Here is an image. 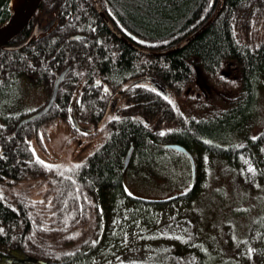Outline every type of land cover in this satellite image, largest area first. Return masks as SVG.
<instances>
[{
    "label": "trees",
    "instance_id": "1",
    "mask_svg": "<svg viewBox=\"0 0 264 264\" xmlns=\"http://www.w3.org/2000/svg\"><path fill=\"white\" fill-rule=\"evenodd\" d=\"M100 3L132 34L134 48L114 38L100 22L95 8L87 21L78 13L75 19H68L70 28L54 25L42 36L43 40L32 42L38 43L40 58L37 71H33L36 76L42 74L46 78L52 64L54 68L69 65L70 71L51 109L23 126L19 139L15 134L12 140L4 141L3 147L0 144V264L8 259H16L19 264H39V261L116 264L124 240L152 225L157 212L170 208L176 200L187 203L183 212L190 215L195 230L190 240L174 243L173 259L191 256L192 264H240L229 253L216 219L211 217L209 221L199 216L201 223H197L193 213L199 211L195 206L200 196L197 152H213L218 158L229 159L236 157L234 150L240 141L257 147L264 140V132L262 139L258 136L251 139L245 134L261 111L264 96V0H100ZM8 4L9 0H0V26L10 17ZM218 6L216 18L194 36L209 22ZM102 17L107 20L106 13ZM89 21L99 25L102 46L95 44L85 49L81 45L84 40L67 39L74 31L83 30L81 25ZM136 46L151 52L179 49L164 56H145ZM26 50L30 52L29 47ZM12 59L13 53L0 51V75L7 71L14 74V60L2 63ZM47 59L53 60L45 63ZM31 74L30 70L21 71L22 76L34 77ZM98 77L111 89H119L135 77H144L145 81L155 78L168 86L169 99L165 100L147 83L148 89L129 90L124 100L127 109L119 117L103 122L97 132L86 135L98 138L99 144L83 163L65 164L69 162L50 159L43 144L48 141L47 132L62 133L58 123L65 120L71 96L83 91L86 78L93 81ZM41 81L38 79L36 83ZM6 85L4 77L0 78L3 100L10 99V88L4 90ZM190 91L193 98L186 95ZM100 99L99 103L86 97L72 104L68 115L96 126L106 98L101 95ZM5 106L0 100V109ZM94 106L95 114L86 113ZM5 113H0V121L12 122L16 114ZM0 132L7 130L2 131L0 126ZM2 136L0 133V140ZM26 139L34 140L33 150ZM165 143L179 144L195 158L192 185L183 193L161 200L127 194L122 175L124 171L130 172V168L147 167L156 173L150 164L166 169L168 161L174 163L169 174L176 175L179 165L176 159L182 157L191 174L187 156L165 149ZM131 146L130 162L124 168ZM190 174L186 182L190 181ZM260 213L259 216L263 215ZM133 241L138 240L132 238ZM112 253L116 255L111 258Z\"/></svg>",
    "mask_w": 264,
    "mask_h": 264
},
{
    "label": "rangeland",
    "instance_id": "2",
    "mask_svg": "<svg viewBox=\"0 0 264 264\" xmlns=\"http://www.w3.org/2000/svg\"><path fill=\"white\" fill-rule=\"evenodd\" d=\"M44 1L42 0L41 3H44L43 9L46 10L48 2ZM65 22L66 25L69 23L68 20ZM207 24L205 23L195 32L194 36L198 35L199 31L202 32L209 25ZM132 40L135 39L131 37L130 41L132 42ZM139 48L136 50L145 56H164L173 50L179 49V47H173L166 52H151L143 47ZM50 68L52 69V65ZM9 72L11 71L4 73V85L8 82L4 90L10 88V99H0L6 105L5 109L9 110L0 109V113L6 112L7 115L19 112L25 113L33 111L45 103L47 94L44 87L43 91L40 86L35 85L41 83H30L22 77L21 81L28 83L24 86L27 92L22 94V89L20 90L18 87L17 77H14L13 80L10 79ZM219 74L222 76L221 72ZM0 76L3 77V74ZM56 79L52 76L48 82H45L53 86ZM140 79L143 78H137V81H134L135 85L142 86L141 84H144L146 87L141 88L148 89L149 87L146 84L148 82ZM106 87L104 85L102 89H106ZM190 94L193 98L194 94L191 91L186 95ZM260 109L261 111H256L259 114L254 124L245 133L250 138L258 136L262 139L261 133L264 132V96L261 100ZM77 121L80 125L85 122V120L79 118H77ZM58 124L62 128L61 121ZM65 124L67 126L61 129L62 133L55 130L50 135V132H47L46 138L48 141H44L43 144L53 159L60 162H69L65 164L83 163L99 144L98 138L94 136L87 138L89 136L74 133L70 130L68 123L65 122ZM59 141L60 144H58ZM238 145L239 147L234 150L237 151L234 155L236 157H230L229 159L218 158L219 156L216 157L207 151L199 150L197 152L199 161L197 179L200 185L198 194L200 193V196L195 209H199L197 211L199 213L195 211L193 213L197 217V223H201L199 216H204L209 221L211 217L216 219L217 225L221 226L220 235L227 244L229 253L238 263L264 264V140L257 144V147L247 146L244 141H240ZM50 148L52 149L51 153ZM168 150L170 151V149ZM161 161V165H164L163 160ZM166 163L169 164L166 169H158L153 163L150 164L156 173L161 176L147 167L141 169L130 168V172H124L122 180L126 193L139 199L161 200L185 192L190 187V181L186 182L190 170L185 161L182 157L176 159V163L179 164L177 165L178 174L176 175L169 174V168L174 163L170 164L168 161ZM249 168L253 171H249ZM186 204L185 200H176L173 201L170 208L158 211V216L156 215L157 218L154 217L156 220H153L152 225L145 226L144 230L140 233L136 232L132 237L134 240H138L137 243L132 242V238H126L123 246L118 251L119 261L116 264H191L193 262L191 256L183 260L179 258L174 260L172 255L175 250L174 243L183 244V242L190 240L192 232L195 230L194 221L190 218V215L183 212ZM234 209L238 211H234ZM259 212L263 215L259 216ZM235 230L237 231L235 232ZM131 242L132 244H130ZM124 250L126 252L122 253ZM115 255L112 253L111 258Z\"/></svg>",
    "mask_w": 264,
    "mask_h": 264
},
{
    "label": "flooded vegetation",
    "instance_id": "3",
    "mask_svg": "<svg viewBox=\"0 0 264 264\" xmlns=\"http://www.w3.org/2000/svg\"><path fill=\"white\" fill-rule=\"evenodd\" d=\"M45 1L48 2L47 3V5H48L47 9L46 10L43 9L44 3H41V5H40L39 9L37 10L36 14L34 15L33 19L25 27V29L21 33H19L11 42H9V44L7 46L0 47L1 52L7 53V54H12V53L14 54V59L2 60V63H8L9 61L14 60V64H15L14 74H8V76L12 80L14 77H17L16 78L17 83L19 82L18 87L20 88V90L22 89V94L27 92L26 88L24 86L28 85L27 82L21 81L22 77L24 79L28 80L30 83L36 82L38 79H41L42 80L41 84H35V85L40 86L43 91L45 89L46 94H47L46 98L48 99L49 96L51 95L53 86H50L48 84H46V85L44 84V83H46L45 81H47V78L49 77V79H48V81H49L52 78V76L54 78H57L58 75L61 73V71H65V70H66L65 72L70 71L69 65H61L59 68H54L53 64H52V69L51 70L49 69V75L46 78L45 77L43 78L42 75L36 76V72H33V71H37V58H38L37 57V46H38V43L36 45V44H32V42H34V41L38 42V40H43L44 37H42V35L45 36L51 30L49 27V30L47 32L45 31L46 33L43 32V33H39L36 36H31V32L34 29V25L36 24V20L38 23L37 29L43 27L48 22L52 23L51 28L53 25H56L59 28H67V27L70 28V26L66 25V22H65L66 20H68L69 18H73V17L75 19L76 15L79 13L80 18L82 19V17H84L87 21L91 10L93 11L94 8L96 9V6L98 5V8L100 9V11L107 14V21L102 16H101L102 19L100 18V22L103 24V26H105L111 32V34H113L114 38H117V40H119V38H120L122 40L123 45H125V46L128 45V46L134 48L133 43H129V44L126 43L128 41L127 38H126L127 41H125L123 39L124 37H131L132 34L123 29L122 25L119 22H117V20L115 19V14L112 11H108L107 7L104 4L100 3V0H45ZM81 26H82L81 28H83V30L85 32L82 29H80L78 31H74L71 35H69V37L67 39H69L71 41H75L77 39L84 40V42H81V45L85 49L89 48L90 46L95 45V44L97 46L103 45L101 37H100V35H98V31H99L100 27L96 22H94V21L90 22L89 21V24L81 25ZM26 40H28V42L26 44L18 47L20 44H22ZM108 44L109 43H106L105 45L108 46ZM28 47L30 48V52H28V50H26V48H28ZM28 58H30L29 64L31 65V68H30L29 64L27 63ZM38 59L40 60V58H38ZM52 60L53 59H47V62H45V63H48L49 61H52ZM23 69L28 70V71L30 70L32 74L34 73V77L30 78V77L22 76L21 71ZM16 72L18 73L17 76H15ZM3 77H4V73H3ZM66 77L59 84L56 98L60 94V90L63 88L62 83L65 81ZM137 78H141V77H137ZM137 78L135 77V78H132V79L126 81L125 84H123L119 89L118 88L117 89H111L106 83H103L101 78H99V77L94 79L93 81L91 79V80H88L89 83L86 85L85 88H83L82 92H77L76 94L72 95L70 99H75V100H77V102H82L84 99L86 100V97L87 98L92 97L93 99H95L97 102L100 103V100H101L100 97L102 95L106 98L103 111L101 110V114L103 115L109 99L111 98L112 95H114L118 98L117 107L119 108V110L117 113H119V111L127 109V105H125L124 100H125V95H126V93H128L129 90H131L133 88H137V87H146V86H144V84H141L142 86L134 85L133 87H131L127 90L124 89L129 84L133 83L134 80ZM96 82H99V85H97V86L93 85ZM91 84H92V86H91ZM147 84L150 85L149 83H147ZM104 85L107 86L106 91H103V89H102ZM43 87H44V89H43ZM47 99H46V101H47ZM46 101H45V103H46ZM45 103L33 111H29V112H25V113H23V112L16 113L17 117L16 116L12 117V122H1L0 121V123H1L0 126L2 128V131H4V130L9 131V133L0 132L3 134V136L1 137V140H0V144L2 145V147L4 145V141L5 140L6 141L12 140L15 134H17V137H16L17 139H19L21 137L22 127L25 125H28V123H24L18 127L19 122L22 119H24V118L28 117L29 115H31L32 113H34V111H37L38 109H40L43 105H45ZM83 104L86 105L85 103H83ZM69 106H70V102L68 103L67 108H66V112H67L66 119L67 120H68ZM51 107L48 109V111L51 109ZM95 110H96V107L94 106L93 108H90L89 110L87 109L86 113L90 112L91 114H95ZM117 113H115V114H117ZM0 118H1V116H0ZM35 120H37V119H35ZM35 120H33V121H35ZM33 121H31V122H33ZM65 122H68V121H66L64 119L61 120L62 128H65V126H67V124L64 125ZM83 123H84L83 125H87L86 121ZM102 123H101V125H102ZM87 126L91 127V129H92V131L90 129L91 133L96 132L97 129L100 127V126L98 127L97 125L96 126L87 125ZM37 127H38V124H35L34 129H37ZM91 133H89V134H91ZM83 136H85V135H83ZM26 141L29 144L30 150H33L34 147L32 146V143L34 140L28 141L26 139ZM0 153H1V149H0ZM49 156H50V159L53 160V157H51V155H49Z\"/></svg>",
    "mask_w": 264,
    "mask_h": 264
},
{
    "label": "bare ground",
    "instance_id": "4",
    "mask_svg": "<svg viewBox=\"0 0 264 264\" xmlns=\"http://www.w3.org/2000/svg\"><path fill=\"white\" fill-rule=\"evenodd\" d=\"M26 1L27 0H9V3L10 4H8V8L10 7V12L11 13H13V16H17L20 12H21V10L23 9V7H24V5H25V3H26ZM39 7H40V5H39ZM219 8H220V6H218L217 7V10H216V12H215V14L211 17V19H215L216 18V13H217V11L219 10ZM39 9V8H38ZM37 9V10H38ZM37 10H36V12H37ZM96 12H99V14H100V16H102L103 15V12L102 11H100V9L98 8V6H96ZM106 20V19H105ZM107 21V20H106ZM208 23V22H207ZM208 25V24H207ZM206 25V26H207ZM205 26V27H206ZM204 27V28H205ZM203 29V28H202ZM201 29V30H202ZM49 30V29H48ZM47 30V31H48ZM46 31V32H47ZM45 32V33H46ZM199 32H201V31H199ZM198 32V33H199ZM74 35V34H73ZM43 36V35H42ZM41 37V36H40ZM128 38V41L126 40V39H124L125 41H127L126 43L127 44H129V43H132V42H134L135 40H132V42L130 41L131 40V37L129 38V37H127ZM9 44V42L8 43H5V44H3V45H1L0 44V47H4V46H7ZM136 49H140L139 47H137L136 46ZM68 72H65V71H61V73L58 75V77H57V79H56V81H55V84L53 85V88H52V92H51V95L53 94V91H54V89L56 88V91H55V96H54V99H53V101H52V104H51V106H53V104H54V102H55V99H56V95H57V92H58V87H59V84H60V82L64 79V77H65V75L67 74ZM85 76H86V73H85ZM84 78V77H83ZM141 78H144V77H141ZM150 79H151V77H150ZM87 80V81H86ZM140 80H143V79H140ZM134 81H137L136 79L134 80ZM145 81V80H144ZM84 85L82 86V89L83 88H85L86 87V85L89 83V81H88V79L86 78L84 81ZM146 82H148V80H146ZM92 85V84H91ZM93 85H95V86H97V85H99V82H96V83H94ZM135 85V82H133V83H131V84H129L127 87H125L124 89H129V88H131V87H133ZM152 86V85H151ZM153 87V86H152ZM154 88V87H153ZM103 91H106V89H103ZM155 92V91H154ZM157 95H158V93L157 92H155ZM170 93V92H169ZM161 94V93H160ZM51 95L49 96V98L47 99V101H46V103H45V105H43L40 109H38L37 111H34V113H32L31 115H29L28 117H26V118H29L30 116H32V115H34L35 113L36 114H38L39 113V110H41L42 108H44L46 105H47V103L49 102V100H50V97H51ZM162 95V94H161ZM169 95V94H168ZM163 96V95H162ZM163 97H165V96H163ZM169 99V96H167V97H165V100H168ZM72 103L70 104V108L72 107V104H74V103H76L77 102V100H75V99H71L70 100ZM117 101H118V98L116 97V96H114V95H112L111 96V98L109 99V101H108V103H107V106H106V108H105V112L103 113V115L101 116V118L99 119V122L97 123V126H98V124L101 122H108V121H110V120H113V119H115L116 117H119V115H120V112L121 111H119V113H117L118 112V110H119V108L117 107ZM70 108H69V110H70ZM115 113H117V114H115ZM44 114H42V115H38L37 117H35V118H32V119H30V120H28V121H25V122H23V123H20V122H22L23 120H25L26 118H24V119H22L20 122H19V124H18V127L20 126V125H22V124H24V123H29V122H31V121H33V120H35V119H38V118H40V116H43ZM65 120L66 121H68L67 123H68V125H69V128H70V130H72L73 132H75V133H78V134H81V135H88L89 133H91V131H90V129H91V127L90 126H87V125H80L79 123H78V121H77V119L75 120V121H73L71 118H70V116L68 115V120L65 118ZM101 123H100V125H101ZM99 125V126H100ZM83 126H87L86 128H87V130L88 131H86V132H84L81 128L83 127ZM98 126V127H99ZM17 127V128H18ZM66 127V126H65ZM100 128V127H99ZM98 128V129H99ZM98 129H97V131H98ZM96 131V132H97ZM7 133H9V131L7 130ZM256 137V136H255ZM254 137V138H255ZM250 138V137H249ZM254 138H251V139H254ZM212 141H210V143H211ZM171 145L172 146H176V147H179V148H182V149H185L183 146H181V145H179V144H175V143H165L164 144V148L165 149H170V150H172V151H174V152H178V153H181V154H184L185 156H187V158H188V160H189V162H190V167H191V178H190V186L192 185V182L194 181V179H195V174H196V161H195V158L193 157V155L187 150V149H185V151L186 152H181V151H179V150H176V149H174V148H172L171 147ZM213 145H215V144H213ZM212 146V145H211ZM131 150H132V146H131ZM210 150H211V148H210ZM214 151V150H213ZM128 152V151H127ZM212 152V151H211ZM131 153H132V151H131ZM131 153H130V157H129V160H128V162L127 163H125V160H124V168H126L128 165H129V162H130V158H131ZM213 153V152H212ZM216 153V152H215ZM217 157V156H216ZM220 157V156H219ZM125 158H126V156H125ZM53 160H56V159H53ZM133 162V160L131 161V163ZM137 162V161H136ZM133 164V163H132ZM136 164H138V163H136ZM131 166V165H130ZM129 170V169H128ZM125 172V171H124ZM123 176V175H122ZM180 194V193H179ZM178 195V194H177ZM172 197V196H171ZM170 198V197H169ZM168 199V198H167ZM136 208V207H135ZM130 212V211H129ZM261 245V244H260ZM191 253V252H190ZM115 255V254H114ZM14 260H16V259H14ZM1 264H3V263H1ZM19 264V263H18ZM97 264V263H96ZM192 264V263H191Z\"/></svg>",
    "mask_w": 264,
    "mask_h": 264
},
{
    "label": "water",
    "instance_id": "5",
    "mask_svg": "<svg viewBox=\"0 0 264 264\" xmlns=\"http://www.w3.org/2000/svg\"><path fill=\"white\" fill-rule=\"evenodd\" d=\"M41 1L42 0H27L25 5H24V7H23V9L21 10V12L17 16H13V14L10 12V17L7 20V22H5L3 25L0 26V44L1 45L5 44V43H8V42H11L19 33H21L25 29V27L30 23V21L33 19L34 15L36 14V10L39 8V5L41 4ZM212 21H213V19H210L208 24H210ZM51 25H52V23L48 22L43 27L37 29L38 23H37V20H36V24L34 25V29L31 32V36H36L39 33H43L45 31H47L49 29V27H51ZM190 39H188L185 42H183L182 45L187 43ZM27 42H28V40H26L25 42L20 44L18 47H20L21 45L23 46ZM148 83L150 85H152L156 89V91L161 93L163 96H165V97L168 96L169 88L163 82H161V81H159L157 79L151 78V79H148ZM55 91H56V88L54 89L53 94L51 95L50 100L47 103V105L44 108H42L41 110H39L38 114L35 113L34 115L30 116L29 118H26L25 120H23L20 123H23V122L28 121V120H30L32 118H35L38 115L45 114L48 111V109L51 107L52 101H53L54 96H55ZM70 116H71L70 118L73 121H75L74 117L72 116V114H70ZM100 123L98 124V126L100 125ZM81 129L84 132L88 131V130H86L85 126H83ZM171 147L176 149V150H179L181 152H186L185 149H182V148H179V147H176V146H172V145H171ZM131 151L132 150H131V147H130L128 152H127V154H126L125 163L128 162ZM18 263H19L18 260L8 259L3 264H18ZM38 263L39 264H48V263L42 262V261H39Z\"/></svg>",
    "mask_w": 264,
    "mask_h": 264
},
{
    "label": "snow or ice",
    "instance_id": "6",
    "mask_svg": "<svg viewBox=\"0 0 264 264\" xmlns=\"http://www.w3.org/2000/svg\"><path fill=\"white\" fill-rule=\"evenodd\" d=\"M164 133H161V135H163ZM42 163V162H40ZM77 167H79V165H77ZM249 171H253V169L249 168Z\"/></svg>",
    "mask_w": 264,
    "mask_h": 264
}]
</instances>
